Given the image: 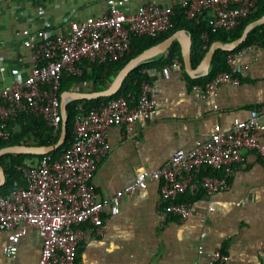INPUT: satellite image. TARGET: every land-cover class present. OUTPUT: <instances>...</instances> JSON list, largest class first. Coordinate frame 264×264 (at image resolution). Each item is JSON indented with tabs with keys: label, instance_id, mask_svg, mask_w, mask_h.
<instances>
[{
	"label": "built area",
	"instance_id": "built-area-1",
	"mask_svg": "<svg viewBox=\"0 0 264 264\" xmlns=\"http://www.w3.org/2000/svg\"><path fill=\"white\" fill-rule=\"evenodd\" d=\"M107 2L106 14L71 20L67 34L56 35L48 28L20 32L23 44L32 51V65L27 76L17 71L10 84L0 86V141L12 137L9 124L23 113L41 114L57 134L62 121L63 75H82L84 60H119L130 53L133 35L157 36L174 28L176 7L195 22L205 15L209 29L201 33V38L206 48L210 32L234 29L257 10L260 0H174L168 5L151 0L134 13H126L117 0ZM239 57L238 52L230 54L228 71L218 73L205 86H197L202 98H210L223 84L241 82L245 66ZM156 97L154 82L144 80L138 93L102 101L78 115L73 142L62 155L47 153L18 166L24 185L0 195V229L8 233L6 255L14 258L21 237L29 227H36L43 238L38 264H77L83 226L90 223L101 231L104 213L118 214L123 198L147 188L150 182H160L161 217L185 220L193 211V202L179 201V197L199 192L209 196L229 189L231 176L243 164L246 152H255L264 162L263 104L246 119L234 117L230 130L224 132L217 126L196 148L177 151L166 165L139 173L121 192L101 199L92 180L110 150L111 128H133L139 118H150ZM198 253L206 256L205 264H224L229 259L224 252L203 246Z\"/></svg>",
	"mask_w": 264,
	"mask_h": 264
},
{
	"label": "crops",
	"instance_id": "crops-1",
	"mask_svg": "<svg viewBox=\"0 0 264 264\" xmlns=\"http://www.w3.org/2000/svg\"><path fill=\"white\" fill-rule=\"evenodd\" d=\"M117 1L126 13H134L151 0ZM155 1L168 5L174 0ZM108 8L107 0H0V86L10 84L17 71L27 76L31 70L32 51L22 42V30L48 28L64 35L71 20L101 16ZM201 20L206 22L205 15ZM250 46L238 52L245 66L241 82L221 85L210 98H202L199 84L192 82L203 75L191 76L184 60L149 70L157 88L153 114L139 118L133 128H111L110 150L92 180L101 199L121 192L139 173L166 165L177 151L196 148L217 126L230 130L234 117L246 119L264 104V45ZM75 88L95 91L87 82ZM18 130L13 125L12 132ZM230 184L209 196L200 193L191 215L180 220L161 217L160 182H150L124 197L118 214L105 212L101 231L90 223L83 226L77 264H205L200 246L224 252L229 256L224 264H264V162L255 152L244 154ZM7 237L0 229V264H38L43 249L38 228L27 229L14 258L4 252Z\"/></svg>",
	"mask_w": 264,
	"mask_h": 264
},
{
	"label": "trees",
	"instance_id": "trees-1",
	"mask_svg": "<svg viewBox=\"0 0 264 264\" xmlns=\"http://www.w3.org/2000/svg\"><path fill=\"white\" fill-rule=\"evenodd\" d=\"M264 15V0H261L257 10L250 16L242 19L241 23L231 30L221 29L217 32H210L209 40L206 48H204V41L201 38V33L209 29L207 22H195L188 20L181 7H176L175 15L173 16L174 28L162 32L157 36H137L133 35L131 38V51L126 56H123L115 62L108 63H92L83 61L84 72L82 75L74 76L65 73L62 77L60 92L67 90H77L76 85L81 83H91L93 90H103L108 87L115 76L132 58L141 54L149 47L165 40L179 29H185L191 34L192 49H191V62L194 68L198 67L202 59L209 50L211 44L215 41H222L223 43L231 42L239 38L245 27L252 21ZM264 23L255 26L248 34V37L242 42L235 50L226 51L217 49L214 53L211 63L210 72L208 75L193 79L192 82L205 86V84L214 78L218 73L229 70L227 58L232 53L241 51L244 47L252 44L264 45ZM174 59H179L183 63L182 46L179 40H175L168 51L160 56H155L151 59L145 60L138 64L127 78L124 80L121 88L112 96L100 97L96 99H78L71 100L67 103L68 113V131L64 144L57 150L50 154L59 157L64 150L71 145L74 139L75 123L78 115L85 113L91 107L98 105L102 101L112 98H117L121 95H126L128 92L138 93L142 81L147 80L153 82L154 78L149 75L151 68H159L164 65L170 64ZM18 125L19 130L13 132L9 140L0 141V148L9 145H50L58 141L61 134V127L57 134L54 133L53 127L48 125L43 116L38 113H23L15 121L9 124V129L12 131L13 125ZM62 125V121H61ZM43 155L25 154V153H5L0 156V162L4 167L6 173V183L0 186V195L7 194L14 187L24 185V180L18 166L26 163L28 159L40 158ZM199 192L195 196L190 194L179 197V201H194L196 197H200Z\"/></svg>",
	"mask_w": 264,
	"mask_h": 264
},
{
	"label": "water",
	"instance_id": "water-1",
	"mask_svg": "<svg viewBox=\"0 0 264 264\" xmlns=\"http://www.w3.org/2000/svg\"><path fill=\"white\" fill-rule=\"evenodd\" d=\"M264 23V16L250 22L244 29L242 35L234 41L223 43L222 41H215L211 44L206 55L202 59L198 67L193 68L191 62V49H192V38L185 29H179L171 36L165 40L149 47L141 54L132 58L127 64L121 69V71L115 76L112 83L108 85L107 88L103 90H97L93 92H81L77 90H67L61 94V113H62V125L61 134L58 141L50 145H9L0 148V156L5 153H25V154H37L43 155L51 153L59 149L66 141L67 131H68V113H67V103L71 100L80 99H96L100 97H108L114 95L122 86L124 80L130 74L134 67H136L141 62L151 59L158 54H165L170 48L171 44L177 39L180 40L182 45L183 60L185 63V68L188 73L196 77L197 73L201 76H206L210 72L211 63L213 60L214 53L217 49H223L226 51L235 50L242 42L246 40L249 32L258 24ZM6 183V173L3 165L0 162V186Z\"/></svg>",
	"mask_w": 264,
	"mask_h": 264
}]
</instances>
